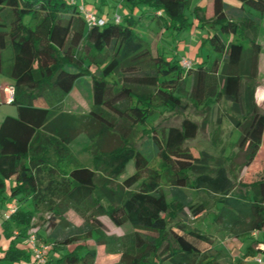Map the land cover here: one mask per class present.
I'll list each match as a JSON object with an SVG mask.
<instances>
[{
	"label": "trees",
	"instance_id": "trees-1",
	"mask_svg": "<svg viewBox=\"0 0 264 264\" xmlns=\"http://www.w3.org/2000/svg\"><path fill=\"white\" fill-rule=\"evenodd\" d=\"M84 1L0 0V72L12 79L16 107L0 124V238L7 241L0 264L34 263L30 248L19 245L35 215L45 229L67 227L68 208L91 226L58 242L36 230L37 245L50 247L45 264H94L96 251L77 243L90 238L118 243L120 264H240L211 232L187 221L213 207L215 231L264 245V172L246 183L232 178L256 158L264 164V111L254 100L264 0H210L209 16L204 7L186 14L191 0H120L127 11L118 21L101 11L108 0ZM142 8L155 13L154 40L136 30L133 13ZM205 26L213 29L205 37L216 54L211 65L202 59L186 68L178 51L161 50L163 32ZM84 77L91 102L86 112H73L65 99ZM220 100L230 104L225 114L239 130V165L205 150L194 154L186 142L200 125L189 117L166 128L155 123L164 112L184 113L189 102L215 113ZM216 122L213 143L221 133ZM189 188L211 203L193 202ZM8 201L16 210L5 218ZM101 216L124 234L106 236ZM256 251L264 258V247Z\"/></svg>",
	"mask_w": 264,
	"mask_h": 264
},
{
	"label": "rangeland",
	"instance_id": "rangeland-1",
	"mask_svg": "<svg viewBox=\"0 0 264 264\" xmlns=\"http://www.w3.org/2000/svg\"><path fill=\"white\" fill-rule=\"evenodd\" d=\"M209 0H191L190 7L186 9L185 13L190 14V11L193 10L195 7H204L205 9L208 8ZM226 3L230 5H238V0H224ZM82 0H78V3H81ZM89 4H92L93 0H86ZM210 7V4H209ZM144 9L142 8L140 12H142ZM127 10V6L120 3V0H108L107 3L103 6H101V11L106 12L108 16H112L113 14H118L119 16L123 17L125 11ZM255 10H253L254 12ZM98 12V11H97ZM144 12V11H143ZM99 13V12H98ZM142 17L139 14H136L134 16V19L137 20V26L136 30L140 33V35L144 38H147L148 40H154L157 37L156 31L159 30V24L156 22V18H152L150 15H145L142 19ZM195 35L191 33L190 30H176L174 32L171 31H165L161 35L160 40V46L161 50L166 51H181L178 46L177 39H180L181 45L192 44L195 45L196 42H198V49L200 51L201 59L205 60V65H211L214 56L216 55L213 51L212 47L209 45L208 42L205 41V37L207 34H210L213 32V29L209 26H205L203 28H198ZM257 40L264 46V14H262L261 23L257 32ZM204 41V43H202ZM175 46V47H174ZM8 55V52L5 53ZM194 58L196 59L197 56L194 55ZM194 58H192V55H185L182 59H184V66L189 67L190 62H193ZM0 75L2 77H5V79L8 83H12V79L4 74L3 72H0ZM191 84V78H188L187 81V87L189 88ZM259 86L258 79L256 80V87ZM76 90L79 91V93L72 94L73 95V101L74 103L72 106H78V109L80 110H87L89 108V103L91 102V87H90V78L84 77L79 81L76 85ZM7 100V99H6ZM66 100L64 105H68ZM192 102H189L188 109L184 113H174V112H164L161 114L157 121L155 122L157 124L158 128L164 127L166 128L169 125H179L181 120L184 117H189L193 121L197 122L200 125V128L198 130L197 135L186 142V145L190 146L196 154V151L205 150L208 153H211L214 156L218 157H224L226 164L230 163V160L233 158V162L239 165L243 161V156L241 154H235L237 153V147L235 145V142L239 138V130L234 128L228 117L226 116L225 112H227L230 104L226 101L220 100L217 101L215 104V110L216 112L213 113V111H210V109H204L201 106H195L191 104ZM1 105H12L5 106L4 108H0V114L3 112L8 113V109H12V112L14 111L15 107L13 104H4L0 103ZM8 107V109L6 108ZM261 109V111H264V107H258ZM77 109V110H78ZM216 118H220V124L219 128L221 129V133L219 136H217V140L213 143V136H215V130H217V122ZM218 142V143H217ZM258 162L262 159L264 161V148H262L261 153L259 155ZM229 157V158H228ZM256 168L253 173L261 170L264 172V164L262 163H256ZM261 166V167H260ZM154 167H157V162L154 164ZM228 168H232L231 166H228ZM252 173V174H253ZM232 178L235 180V183H237L238 180L240 182L246 183V167H242L238 170H234L232 173ZM235 176V178H234ZM251 180L250 178L247 179V181ZM162 186L164 187L165 193L167 195L168 199H171L172 194L170 189L166 186V180L163 178L161 180ZM12 184L11 180H8L6 182V194L8 193L9 187ZM190 190V191H189ZM186 193L188 196L192 195L194 192L189 188ZM192 193V194H191ZM206 200L209 203H211V198L206 195L204 192H200L198 194H193V202H199ZM211 212H214V208H210L208 212L202 213L201 215L197 217H190L188 216L187 224L190 227L198 228L205 232H211L213 234L214 242L216 245L221 246L229 252L233 256H236L239 251L241 250L242 256L239 258L240 264H254L253 259L255 260V257L257 256L256 250L246 249V245L242 240L243 238H238L234 234L228 232V231H215L213 228L210 217ZM65 218L69 225L67 227H58L56 229H45L43 226V221L41 218H39L37 215H35L33 220V226L29 229L28 235H31L32 233L36 232V229H41V232L43 233L44 237L48 239L49 241H55L58 242L66 237H77L83 233H85L91 226L89 220H85L82 218L79 214H77L74 210L68 208L65 211ZM99 220L103 224V231L106 233V236L108 235H115V236H122L124 234V229H121L119 227H116L114 224H112L109 219L105 216L99 217ZM105 244H100L99 242H96L94 239H87V240H78V244H83L86 247L90 249H94L96 251V258L94 264H120L119 263V257H120V250L118 247V243L114 242L112 239L108 240L105 239ZM244 245V246H243ZM74 246H69V249L73 248ZM251 248H254L252 245H250ZM240 249V250H239Z\"/></svg>",
	"mask_w": 264,
	"mask_h": 264
},
{
	"label": "crops",
	"instance_id": "crops-1",
	"mask_svg": "<svg viewBox=\"0 0 264 264\" xmlns=\"http://www.w3.org/2000/svg\"><path fill=\"white\" fill-rule=\"evenodd\" d=\"M86 3H88V2H86ZM207 3H208V8L206 9V14H207V16H209V15L212 14V4H211V1L210 0L207 1ZM209 4H210V7H209ZM233 6H237V5H233ZM143 11L142 12L136 11V12L133 13V16H135L136 14H139V15L141 14L140 16L143 18L145 15L153 16L155 14L153 12H150L149 9H144ZM252 12H253V10H252ZM157 13L158 12H156V14ZM253 13L254 14H258L257 11H254ZM197 29L198 28L191 29V33L193 35H195L196 33H198L197 32ZM258 43L261 46V49H260V52H259V55H258V64H257V66H258L257 79H258L259 86H257L255 88L254 100H255V103H256V105L258 107H264V46H262V44L260 42H258ZM178 46L181 47L180 48L181 51L178 52V53L181 54L180 58H182L186 54L187 55L189 54V55H192V58H194V55L197 56L196 59L195 58L193 59L194 60L193 62L202 61L201 56H200V51L198 49V42H196L195 45H192L190 43V44H187V46H186V43H185V45H181V42L179 41L178 42ZM5 81H7L5 79V77H2L0 75V103L11 104L10 102H8L6 100V95L4 93V90H5L6 87H12V83H8V82H5ZM75 93H79V91H77L76 88L74 87L71 90V92L68 94V96L66 97V99H65V101L66 100H69V101H67V103H69V104L66 105V106H64L65 108L71 109L73 112H77L78 110L81 109V108L78 109V106H72V104L74 103V101L72 99L73 98V95L72 94L75 95ZM5 106H10V105H1L0 108H4ZM11 106H10V108H11ZM6 108L8 109V107H6ZM87 110L83 109V110H80V111L81 112H86ZM7 115H12V116L16 115V107H15V109H14L13 112H12V109H10V110L8 109V113L7 112H3L2 114H0V124H1V122L3 120V118L5 116H7ZM261 150H260V152H261ZM260 152L258 153V156H259ZM256 163H257V158L254 160V162L251 163V165H249L248 167H246V182H249V181H252L253 180L254 176L252 175V173H253L252 171L255 170ZM248 178H250L251 180L247 181ZM10 204H13V201H8V203L5 204L4 207L2 206L3 207L2 209L7 210L8 209V205H10ZM211 217H212V215H211ZM211 217H210V220H211ZM39 232H41V229H39ZM258 236L260 237V234ZM36 239H37L38 242L41 243V241L37 238V236H36ZM253 240H254V238H251V239L250 238L249 239L246 238V240L245 239L242 240V242H244V244L246 245V249L256 250L257 247H264V245H262L261 243H258L257 246L255 247L254 245L251 244ZM6 243H7V241L1 240V238H0V244L5 245ZM20 243L21 244L19 245V247H21V248L28 247L29 248V243H28V239L27 238H25ZM250 245H252L254 248H251ZM257 255H259V254L257 253ZM241 256H242V253H241V250H240L239 253L236 256H233V258H234V260H239V258H241ZM253 263L256 264L254 259H253ZM14 264H35V263H32V262H26V263L20 262V263H14Z\"/></svg>",
	"mask_w": 264,
	"mask_h": 264
},
{
	"label": "built area",
	"instance_id": "built-area-1",
	"mask_svg": "<svg viewBox=\"0 0 264 264\" xmlns=\"http://www.w3.org/2000/svg\"><path fill=\"white\" fill-rule=\"evenodd\" d=\"M80 9L84 12L85 17L87 18V20L89 22L94 20V16H93L91 11H89L87 8H85L83 6H81ZM115 20L116 21L119 20V15L115 16ZM98 23L101 24L102 21H98ZM184 61H185L184 59L181 60V64L183 66H184ZM189 67H190V65H189ZM186 68H188V67H186ZM4 93L6 95L7 101L10 102L12 99V93H13L12 87H6L4 90ZM15 210H16L15 205H13V204L8 205V209L5 212L4 217L8 218ZM27 239H28L29 248L31 250V255H32V259H33L34 263L35 264H45V262L47 260V254H48V251L50 249L49 245H45V244L37 245V239H36L34 233L29 235L27 237ZM255 263L256 264H264V258H262V255H257L255 257Z\"/></svg>",
	"mask_w": 264,
	"mask_h": 264
}]
</instances>
